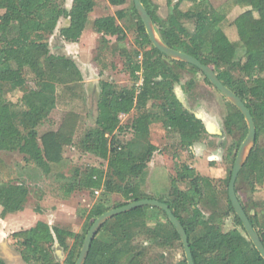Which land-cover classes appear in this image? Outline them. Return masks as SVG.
Segmentation results:
<instances>
[{
    "label": "trees",
    "instance_id": "1",
    "mask_svg": "<svg viewBox=\"0 0 264 264\" xmlns=\"http://www.w3.org/2000/svg\"><path fill=\"white\" fill-rule=\"evenodd\" d=\"M65 1L0 0V151L19 152L43 174H48L52 165L62 163L63 148L72 144L79 115L66 112L56 130L41 135L38 128L55 109L58 90L72 95L73 89L82 82L80 71L71 59L49 52L48 39L62 18L68 21V27L60 31L61 36L67 42H77L96 6L95 0H71L69 8H65ZM128 1L107 0L111 8H115V14L93 22V27L100 34L102 44L109 41L108 35L122 43L126 35L117 22L128 18L136 36L135 48L131 52L116 50L124 61L132 85L126 88L100 81L96 115L77 140V147L83 154L106 162V170L93 166L83 171L76 169L62 186L65 199L82 191L90 194L100 191V196L87 210L80 233L41 221L30 229L13 233L11 239L15 240L25 264H58L54 246L67 252L63 264H75L85 235L99 216L133 201L156 200L142 191L145 169L151 160L148 152L153 122L158 121L167 133L175 135L179 147L185 150H191L207 134L203 122L185 108L174 90L179 87L183 95H191L197 75L207 86H213L197 68L169 59L155 49L133 1L130 0L127 6ZM140 1L166 46L211 67L219 81L248 108L256 129L255 142L238 174L235 193L264 246V201L260 202L262 212L257 213L239 199L240 190L253 195L256 185L264 181V144L259 145L261 138L264 141V0H236L238 6L248 9L233 22L240 51L219 26L225 20L224 16L219 15L207 0H166L172 10L165 18L158 16L150 0ZM185 2L192 3L195 8L183 12L180 6ZM186 21L193 22L192 32L185 27ZM25 70L32 75L35 88L21 97L22 108L13 109L6 95L25 85ZM186 72L191 78L182 84ZM226 102L229 111L222 125L224 131L230 136L235 133L237 138L228 148L224 160L233 166L246 137L247 125L242 114ZM132 112L135 115L131 121L122 125L120 117ZM127 131L132 134L130 140L124 141L117 136ZM174 169L175 177L157 201L168 205L182 225L193 263L264 264L235 215L228 196L226 212L217 218L215 214L204 217L200 204L206 191L210 190L207 189L209 181L186 164L176 162ZM179 183H185L186 189H180ZM28 195L25 184L0 181V218L23 211ZM113 195H119L123 202L113 203ZM150 212L162 215L164 221L156 220L154 226H149ZM229 214L233 215L235 227L223 232L222 219ZM138 239L152 241L161 248H169L175 242L182 247L165 212L145 206L107 220L92 241L84 264H144L149 250L138 247ZM0 264L5 263L0 259ZM153 264L167 263L154 261ZM178 264H187L185 255Z\"/></svg>",
    "mask_w": 264,
    "mask_h": 264
},
{
    "label": "rangeland",
    "instance_id": "2",
    "mask_svg": "<svg viewBox=\"0 0 264 264\" xmlns=\"http://www.w3.org/2000/svg\"><path fill=\"white\" fill-rule=\"evenodd\" d=\"M207 1L219 15L224 16L225 20L219 26L228 40L238 45L237 48L240 51L241 44L233 22L248 9L238 6L236 0ZM95 2L96 6L89 16L87 28L77 42H67L61 36L60 31L67 26V22L62 18L53 35L48 39L49 52L53 55L65 56L71 59L82 77L81 84L73 89L72 95H70V92L64 93L61 89L58 90L55 109L51 112L47 121L38 128V134L41 135L47 131L56 130L66 112L72 111L79 115L76 131L72 137V144L63 148L62 163L52 165L49 173L43 174L32 163L27 162L26 157L19 152L15 150L0 151V181L23 183L29 189L23 211L9 215L12 217L23 216L24 221H29L26 224L41 221L48 223L50 226L80 233L87 210L100 196V191L93 194L82 191L73 193L65 199L62 186L66 177H71L76 169L83 171L86 167L93 166L106 170V162L91 155L83 154L77 147V140L80 134L92 124V120L96 115L99 82L102 80L109 81L115 83L118 87L126 88L132 85V81L125 72L124 61L116 49L133 51L136 36L133 26L126 18L117 22L122 25L125 31V40L118 43L116 37L108 35L107 39L109 41L102 44L100 34L95 31L93 22H99L107 16H113L115 8H111L107 0H95ZM150 3L156 8V12L161 18H165L172 10L166 4V0H150ZM70 4L71 0H66L64 7L69 8ZM129 5L130 0L127 3V6ZM180 8L185 12L194 9L195 5L185 2ZM249 20L252 22V19ZM262 22L264 24V20ZM184 25L188 31H193V22L186 21ZM24 77L26 79L25 85L21 89L6 95V99L12 103L13 109L22 108L21 97L27 91L35 88L33 77L28 70L24 71ZM190 78V73H184L181 83H185ZM174 91L185 108L202 120L207 129V134L191 150H185L179 147L175 135L167 133L158 121L153 122L150 125L149 140L151 147L148 152L151 160L145 169L142 191L153 196L156 200L159 199L167 192L171 178L175 177V163L186 164L209 181L210 184L207 189L210 190L205 189V191L207 190L206 197L202 200L200 209L204 217L215 214V218H217L227 211V180L230 178L229 174L233 166L224 158L228 148L236 142L237 138L235 133L232 136L227 135L222 125L223 118L229 111L228 103L214 88L207 86L199 75L195 76L194 90L191 95H183L179 87H176ZM134 115L135 113L132 112L128 116H121V124L129 123ZM117 136L125 141L130 140L132 134L127 131L124 134H117ZM262 144H264V141L261 138L259 145ZM173 157H177V159ZM178 187L184 190L187 185L179 183ZM239 199L248 208L252 209V212L261 213L263 207H260V202L264 201V181L256 185V191L253 195L240 190ZM111 200L117 204L123 202L119 195L111 196ZM148 215L151 218L148 221L149 226H154L156 220L164 221L162 215H154L151 212ZM2 220L0 219V244L1 242H7L19 254V248L15 240H12L11 235H9L13 231L2 228ZM26 224L23 226H27ZM23 226L20 227L22 231L25 229ZM234 227L232 214L222 219L221 230L223 232H227ZM137 241L138 247H146L149 250V255L146 257L144 264H153L154 261L178 264L184 259V250L178 242H175L169 248H161L152 241L149 242L145 239H138ZM70 243L71 241H69ZM1 248V252H4L5 246L1 245ZM53 252L57 263L63 264L67 252H64L59 246H54ZM9 261L10 264H19L11 259V256Z\"/></svg>",
    "mask_w": 264,
    "mask_h": 264
},
{
    "label": "water",
    "instance_id": "3",
    "mask_svg": "<svg viewBox=\"0 0 264 264\" xmlns=\"http://www.w3.org/2000/svg\"><path fill=\"white\" fill-rule=\"evenodd\" d=\"M132 1H133L134 9L137 12L144 26L145 33L148 36V39L150 40L152 46L169 59L183 62L197 68L207 78V80L210 82L213 88L242 114L247 125V134L243 142L241 143L235 157V161L231 171V176L227 186V196L235 215L238 217V219L242 224V227L245 230L247 237L252 242L253 246L255 247L256 251L259 253L261 258L264 260V246L258 234L253 229L235 193V182L237 180L238 174L242 169L245 160L247 159L250 150L252 149L255 142L256 129L248 108L241 101V99L235 95V93H233L229 88L224 86L219 81L214 70L211 67L202 64L199 60L185 53H182L180 51H177L175 49L166 46L157 35L153 22L150 16L148 15L147 11L145 10L144 6L142 5L141 1L140 0H132ZM145 206L159 208L165 212L168 220L170 221L177 235L180 238L187 264H194L191 256V251L189 248L188 238L182 225L179 223L178 219L173 215L168 205L152 199H142L138 201H133L122 207L111 209L105 212L104 214H102L101 216H99L93 222L87 234L85 235L79 256L75 264H84L92 241L94 240L95 236L97 235L102 225L107 220L119 214H123ZM4 257L6 260H9L10 259L9 253L5 254ZM5 259L3 258L1 260L5 264H7Z\"/></svg>",
    "mask_w": 264,
    "mask_h": 264
},
{
    "label": "crops",
    "instance_id": "4",
    "mask_svg": "<svg viewBox=\"0 0 264 264\" xmlns=\"http://www.w3.org/2000/svg\"><path fill=\"white\" fill-rule=\"evenodd\" d=\"M65 22H67V26L65 27V28H67L68 27V21L67 20H65ZM59 24V23H58ZM65 28H63V29H65ZM15 214H17V213H15ZM9 215H13V214H9ZM9 215H7L6 216V219H4L3 218V220H2V223H3V225H2V228H5V230H11V231H13V232H11V234H9V235H12L13 233H16V231L17 232H19V231H22V230H20V227H22L24 224H26V223H29V221H24V219H23V216H9ZM1 219V218H0ZM34 224V226L36 225V223H37V221H33V222H30V224H26L27 226H23L25 229L24 230H26V229H30V228H32V225ZM19 229V230H18ZM2 230V229H1ZM8 235V236H9ZM7 236V237H8ZM1 245H4L5 246V251L4 252H1L2 251V248H1ZM8 254L9 253V255L11 256V259H13V260H15L16 262H18L19 264H25L23 261H22V259H21V257H20V255L19 254H17L10 246H9V244L7 243V242H1V244H0V259H5V254ZM6 260V259H5ZM10 260V259H9ZM9 260H6V262H7V264H10L9 262Z\"/></svg>",
    "mask_w": 264,
    "mask_h": 264
},
{
    "label": "flooded vegetation",
    "instance_id": "5",
    "mask_svg": "<svg viewBox=\"0 0 264 264\" xmlns=\"http://www.w3.org/2000/svg\"><path fill=\"white\" fill-rule=\"evenodd\" d=\"M227 114H228V112L226 113L225 117L227 116ZM200 120H201V119H200ZM201 121H202V120H201ZM203 124H204V123H203ZM204 126H205V124H204ZM205 128H206V127H205ZM206 130H207V129H206ZM225 132H226V131H225ZM226 134L230 136L229 133L226 132Z\"/></svg>",
    "mask_w": 264,
    "mask_h": 264
}]
</instances>
